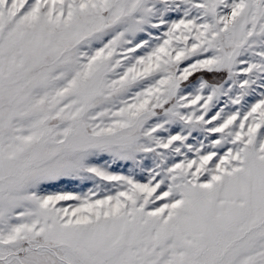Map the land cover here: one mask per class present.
Wrapping results in <instances>:
<instances>
[{
  "label": "snow or ice",
  "instance_id": "6c2138e0",
  "mask_svg": "<svg viewBox=\"0 0 264 264\" xmlns=\"http://www.w3.org/2000/svg\"><path fill=\"white\" fill-rule=\"evenodd\" d=\"M0 264H264V0H0Z\"/></svg>",
  "mask_w": 264,
  "mask_h": 264
}]
</instances>
